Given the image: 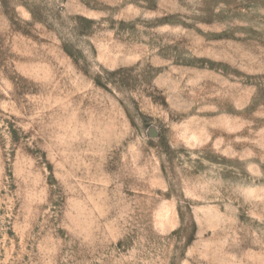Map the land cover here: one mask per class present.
Instances as JSON below:
<instances>
[{
  "label": "rangeland",
  "instance_id": "rangeland-1",
  "mask_svg": "<svg viewBox=\"0 0 264 264\" xmlns=\"http://www.w3.org/2000/svg\"><path fill=\"white\" fill-rule=\"evenodd\" d=\"M0 264H264V0H0Z\"/></svg>",
  "mask_w": 264,
  "mask_h": 264
}]
</instances>
